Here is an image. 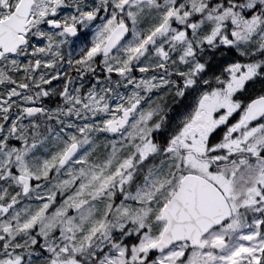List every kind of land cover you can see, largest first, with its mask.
I'll list each match as a JSON object with an SVG mask.
<instances>
[{"label": "snow or ice", "instance_id": "6c2138e0", "mask_svg": "<svg viewBox=\"0 0 264 264\" xmlns=\"http://www.w3.org/2000/svg\"><path fill=\"white\" fill-rule=\"evenodd\" d=\"M0 264H264V0H0Z\"/></svg>", "mask_w": 264, "mask_h": 264}]
</instances>
